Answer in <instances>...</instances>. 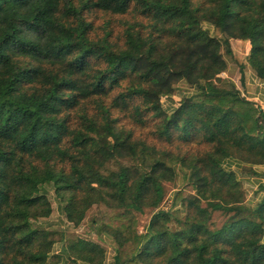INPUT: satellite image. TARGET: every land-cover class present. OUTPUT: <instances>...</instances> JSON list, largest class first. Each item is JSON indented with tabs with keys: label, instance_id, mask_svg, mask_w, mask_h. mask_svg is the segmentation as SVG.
Returning <instances> with one entry per match:
<instances>
[{
	"label": "trees",
	"instance_id": "1",
	"mask_svg": "<svg viewBox=\"0 0 264 264\" xmlns=\"http://www.w3.org/2000/svg\"><path fill=\"white\" fill-rule=\"evenodd\" d=\"M99 12L133 20L100 35L86 16ZM233 41L264 80V0H0V264H104L102 243L114 264H264V195L248 204L225 167L264 164V110L221 76ZM175 160L194 189L177 193L184 219L160 208ZM50 189L75 226L96 206L124 222L56 253L37 225Z\"/></svg>",
	"mask_w": 264,
	"mask_h": 264
},
{
	"label": "rangeland",
	"instance_id": "2",
	"mask_svg": "<svg viewBox=\"0 0 264 264\" xmlns=\"http://www.w3.org/2000/svg\"><path fill=\"white\" fill-rule=\"evenodd\" d=\"M86 16L88 21L94 23L96 27V33L100 35L104 32V29H106L107 31L113 30L114 36H117V33L122 31L123 21L128 19L133 20L132 14H129V17H126L99 12L88 13ZM206 27L210 28L208 24ZM211 30L214 35H220V32H218V30H216L214 27H212ZM231 47L234 51L233 54L225 53V50L223 51L228 66L221 76L228 79L237 88H243L241 77L246 66L250 65L247 59V54L250 52V47L248 43L240 44L235 41L232 42ZM188 89L189 88L187 84L181 83L179 85V91L172 97H163L162 104L164 109L171 111L169 109L171 106L177 107L180 103V95ZM120 116L122 118L121 123L127 124L128 121L124 119L122 115ZM144 133L145 132L142 128L135 129V134L137 136H144ZM155 144L158 146L157 148H159V144L157 142H155ZM203 149L204 148L197 146L195 143H191V146H184L182 152L193 154V152L203 151ZM176 152L178 151L176 150ZM171 164L176 169V177L173 181L164 183L165 198L160 205V208L163 210H172L176 216L184 219L187 210L182 206L183 197H187L189 194L194 193L192 185L189 184L190 169L183 167L178 160L171 161ZM259 186L256 188L246 186V188H244L246 191L248 204L255 205L262 199L264 191H259ZM178 192H183V197L179 200H176ZM49 198L53 206L52 214L49 217L39 219L37 225L51 232V238L54 240V252L56 253L62 251L66 245L76 242L80 238L97 241V228L101 225V222L109 223L113 226H118L124 222V220L121 218L113 217V214L117 213L118 210L114 212L107 210L105 206H96L87 212L85 220L79 226H75L73 223L67 220L65 214L61 213L60 199L57 197L54 189H50ZM153 213L154 212L151 209H146V211L142 213L135 212L136 217L134 220L136 222L135 227L137 232H145ZM224 219V216L220 215L218 212L215 213L214 220L218 226L223 223ZM60 245H62L61 249L56 248ZM102 245L105 246L106 250H111L112 252L116 250L112 244L107 245L102 243ZM127 251H129V248H126L122 253L123 257H127ZM80 261L81 260L76 261L74 264H78Z\"/></svg>",
	"mask_w": 264,
	"mask_h": 264
},
{
	"label": "crops",
	"instance_id": "3",
	"mask_svg": "<svg viewBox=\"0 0 264 264\" xmlns=\"http://www.w3.org/2000/svg\"><path fill=\"white\" fill-rule=\"evenodd\" d=\"M243 73V88L239 89H241L243 94L249 99L257 102L264 110V80L257 75L256 71L250 65L246 66ZM174 108L175 107L171 106L169 109L172 111ZM225 167L236 173L238 179L244 185V188H246V186L256 188L257 186L264 184V164L250 166L244 164L238 159L229 158L225 162ZM61 247L62 245L57 246L56 248L61 249ZM115 255L116 250H114V252L107 250L104 264H114ZM78 264L90 263L80 261Z\"/></svg>",
	"mask_w": 264,
	"mask_h": 264
}]
</instances>
